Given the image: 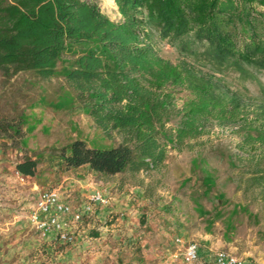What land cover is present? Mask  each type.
<instances>
[{
    "label": "rangeland",
    "instance_id": "rangeland-1",
    "mask_svg": "<svg viewBox=\"0 0 264 264\" xmlns=\"http://www.w3.org/2000/svg\"><path fill=\"white\" fill-rule=\"evenodd\" d=\"M88 1L97 2L111 18L121 19L107 0ZM151 42L173 63L196 62L195 55L162 38L156 27ZM73 60L72 54L65 57L52 78L32 71L0 70V120L24 121L21 141L0 135V183L18 172L17 162L27 157L39 160L35 176H22L21 183L16 182L21 188L12 187L7 194L0 184V198L17 200L29 187L37 198L44 190L58 189L75 211L88 204L92 211L79 221L73 215L64 217L72 222L76 236L74 242L65 243L41 236L30 220L35 209L24 210L27 218L1 230L0 264H214L220 250L264 264V198L247 182L254 167L243 157V137L237 127L215 123L182 147L170 144L166 162L157 169L105 178L88 166L67 169L62 165L55 153L77 138L101 148L123 140L119 132L107 135L97 125L90 114L92 99L68 79ZM196 64L211 70L203 62ZM215 74L227 87L242 92L252 110L264 104V70L251 67L242 73L226 68ZM171 89L181 105L188 92ZM178 121L175 117L169 126ZM96 191L104 193L109 204L92 201ZM15 213L11 211L9 218ZM178 236L196 241L205 257L185 262Z\"/></svg>",
    "mask_w": 264,
    "mask_h": 264
},
{
    "label": "trees",
    "instance_id": "trees-1",
    "mask_svg": "<svg viewBox=\"0 0 264 264\" xmlns=\"http://www.w3.org/2000/svg\"><path fill=\"white\" fill-rule=\"evenodd\" d=\"M115 1L118 21L95 1L0 0V70L52 78L72 54L68 79L92 99L97 125L123 136L108 148L77 138L55 153L62 165L88 166L105 178L157 169L170 144L182 147L215 123L229 125L242 135L243 157L254 167L247 182L264 198V104L252 110L242 92L215 74L264 70V0ZM153 27L211 70L161 56L151 42ZM175 87L188 92L181 105ZM23 122L0 120V135L21 141ZM38 167L32 157L16 163L25 176Z\"/></svg>",
    "mask_w": 264,
    "mask_h": 264
},
{
    "label": "built area",
    "instance_id": "built-area-1",
    "mask_svg": "<svg viewBox=\"0 0 264 264\" xmlns=\"http://www.w3.org/2000/svg\"><path fill=\"white\" fill-rule=\"evenodd\" d=\"M92 201L107 205L109 198L101 191H96L91 196ZM92 211V205L88 204L84 210L75 211L73 207L66 202L58 189H47L41 192L36 208L30 216V220L34 227L43 237L52 235L61 242L72 243L75 241L71 224L64 217L73 215L76 221ZM176 243L183 249L184 261L187 263H195L201 259L200 246L196 241L186 240L184 237L178 236ZM214 264H253L246 258L240 257L230 251L220 250L214 256Z\"/></svg>",
    "mask_w": 264,
    "mask_h": 264
},
{
    "label": "crops",
    "instance_id": "crops-1",
    "mask_svg": "<svg viewBox=\"0 0 264 264\" xmlns=\"http://www.w3.org/2000/svg\"><path fill=\"white\" fill-rule=\"evenodd\" d=\"M22 176H25V175H22L18 172L12 173V174H9V176H6L0 183V184H2V188L5 189L4 190L5 193L7 192V194H8V192H10L12 187L13 188H21L20 185L16 186V182L18 181L19 183H21L19 181V179H21ZM28 177H30V176H28ZM31 189H32L31 187L25 188L24 195L20 197L21 199L18 198L17 200H12V201L8 200L7 201L8 198H6V195L5 196L3 195L0 198V199H3V200H0V206H3V207H0V213H1L0 214L1 215L0 216V239L3 238L2 234H1L2 233L1 230H4L6 227L12 225L13 223H17V221H20L23 218H27V214H26V212H24V210L25 211L27 210L30 212L31 210L36 208V203H37V200L39 197L37 198L36 195H32ZM19 193H22V192L19 190ZM25 199H29V200L24 202ZM22 202H24V203L22 204ZM11 207H13V209H10ZM11 211L14 213L16 212L14 214L13 218H9V216H8V214ZM10 228H12V227H10ZM51 238L56 239L54 235L48 237L47 239H51ZM203 256L205 257L204 253L201 251V257H203Z\"/></svg>",
    "mask_w": 264,
    "mask_h": 264
},
{
    "label": "bare ground",
    "instance_id": "bare-ground-1",
    "mask_svg": "<svg viewBox=\"0 0 264 264\" xmlns=\"http://www.w3.org/2000/svg\"><path fill=\"white\" fill-rule=\"evenodd\" d=\"M106 5H107L108 7H110V8L118 9V6H117L115 0H107ZM110 8H109V9H110Z\"/></svg>",
    "mask_w": 264,
    "mask_h": 264
}]
</instances>
